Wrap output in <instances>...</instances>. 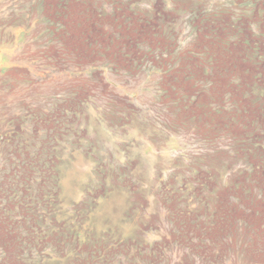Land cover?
<instances>
[{
  "label": "rangeland",
  "instance_id": "rangeland-1",
  "mask_svg": "<svg viewBox=\"0 0 264 264\" xmlns=\"http://www.w3.org/2000/svg\"><path fill=\"white\" fill-rule=\"evenodd\" d=\"M0 264H264V0H0Z\"/></svg>",
  "mask_w": 264,
  "mask_h": 264
}]
</instances>
